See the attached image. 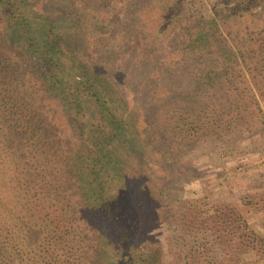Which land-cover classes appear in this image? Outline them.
Here are the masks:
<instances>
[{
  "label": "trees",
  "instance_id": "trees-1",
  "mask_svg": "<svg viewBox=\"0 0 264 264\" xmlns=\"http://www.w3.org/2000/svg\"><path fill=\"white\" fill-rule=\"evenodd\" d=\"M86 1L0 0V264H86L85 250L90 255L97 247L89 238L76 236L82 209L90 213L101 245L128 240L137 222L122 202L134 205L133 193L139 190L118 187L107 171L118 161L119 140L132 148L142 138L135 121L144 119L133 118L137 112L132 105L139 101L134 98L131 104L119 92L128 86L131 67L102 55L107 49L103 40L111 38L109 47L116 40L113 23L125 18L120 25L135 27L131 49L139 53L134 61L142 63L145 57L141 85L151 87V94L167 96L168 90L160 91L155 79L164 68L169 72L183 65L187 56L184 61L193 57L197 65L207 66L200 69L198 87L212 86L228 74L249 75L245 88L233 92V111L243 114L253 105L264 110V0H215L196 19L189 37L171 51L172 58L161 61L151 59L161 47L157 39L145 40L146 26L153 18L157 31L173 25L188 0H158L130 19L126 15L134 9L126 15L116 12L126 0H102V10L91 9ZM163 6L170 13L160 21ZM189 97L197 102L200 116L185 101L186 108L161 117L166 128L189 137L205 130L218 135L219 126L228 127L214 126L201 96ZM234 147L226 150L238 152ZM263 163L239 162L231 171ZM117 249L114 255H120L113 258L131 264L130 256ZM96 260L107 264L101 255ZM141 261L135 257L136 264ZM144 264L154 262L145 258Z\"/></svg>",
  "mask_w": 264,
  "mask_h": 264
},
{
  "label": "rangeland",
  "instance_id": "rangeland-1",
  "mask_svg": "<svg viewBox=\"0 0 264 264\" xmlns=\"http://www.w3.org/2000/svg\"><path fill=\"white\" fill-rule=\"evenodd\" d=\"M157 1L126 0L125 6L117 8L116 12L126 15L127 9H134V13L126 15L130 19ZM214 1L188 0V7L174 24L160 31H157L156 19L149 20L144 38L157 39L161 47L150 54L151 59L172 58L171 51L189 37L196 19L203 17L205 8ZM86 2H91V9L104 7L102 0ZM160 12L162 21V16L170 13L169 7L163 6ZM123 22L113 23L116 40L110 47L111 38L103 40L107 49L103 48L102 55L108 60H124L131 67L128 86L121 87L119 92L128 95L131 104L134 98L139 101L132 106H136L137 112L133 118L139 115L144 118L135 121V127L142 129V138L132 148L119 140L115 151L118 161L110 164L107 171L119 182L118 187L131 186L132 192L133 187L139 190L133 197L130 195L134 205L132 201L122 202L123 210L136 215L137 222L129 229L128 240L119 238L117 246L111 241L101 245L95 228L92 229L95 226L90 213L82 209L77 214L82 223L81 232L76 236L89 238L98 249L90 255L85 250L88 257L85 263L90 260L89 264H97L96 255L97 259L101 255L107 264H125L113 258L120 255H114L118 247L123 255L130 256L131 264H136L135 257L143 259L140 264H144L145 258L152 259L154 264H264V163L257 168L250 166L231 171L239 162L250 165L264 160V110L253 105L243 114L233 111V92L245 88L249 75L243 71L234 76L228 74L216 78L212 86L198 87L200 69L204 71L207 66L197 65L193 57L184 61L187 57L184 56L183 65L169 72L164 68L155 79L160 82V91L162 87L168 90L167 96H155L151 94V87L141 85L145 57L142 63L134 61L139 54L136 48L131 49L133 44L130 43L135 27L120 25ZM250 29L246 22L245 32ZM120 35H123L121 39ZM190 93L205 100L210 110L209 119L214 121L215 127L224 124L228 127L219 126L218 135L205 130V133H193L189 137L177 136L166 128L161 117L169 110L186 108L185 101L191 103L188 107L196 109L195 114L200 116L201 110L196 101L192 103ZM220 101L226 104L223 102L215 108ZM263 104L260 107L264 108ZM146 140L151 145H147ZM231 144L239 151H227ZM110 250L114 251L112 256H109Z\"/></svg>",
  "mask_w": 264,
  "mask_h": 264
}]
</instances>
